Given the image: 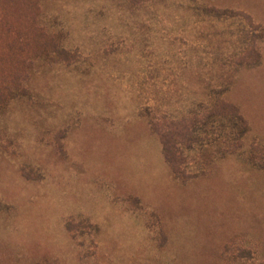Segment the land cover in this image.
Here are the masks:
<instances>
[{"label":"rangeland","instance_id":"374dc122","mask_svg":"<svg viewBox=\"0 0 264 264\" xmlns=\"http://www.w3.org/2000/svg\"><path fill=\"white\" fill-rule=\"evenodd\" d=\"M59 51L0 106V264H264V0H39ZM223 97L242 148L190 155L177 179L155 118ZM256 155L259 164L250 160Z\"/></svg>","mask_w":264,"mask_h":264},{"label":"trees","instance_id":"16d2710c","mask_svg":"<svg viewBox=\"0 0 264 264\" xmlns=\"http://www.w3.org/2000/svg\"><path fill=\"white\" fill-rule=\"evenodd\" d=\"M207 14L218 18L241 15L247 23H240L238 32L246 54L240 59L258 65L262 54L259 42L264 28L245 12H230L208 8ZM39 0H0V106L19 94L29 76L34 58L51 48L60 52L56 37L41 21ZM192 110L184 117L168 114L155 118L153 128L161 136L164 157L173 175L183 182L199 172H193L191 153L210 142H221L220 153L225 156L239 151L249 130V122L239 107L220 97ZM264 150V147H263ZM264 153V151H263ZM250 160L259 164L251 152ZM264 165V163L262 164Z\"/></svg>","mask_w":264,"mask_h":264}]
</instances>
